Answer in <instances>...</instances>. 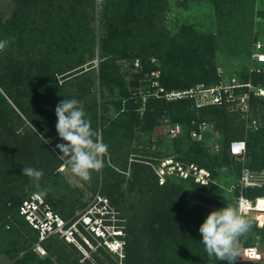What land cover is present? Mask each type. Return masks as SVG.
Listing matches in <instances>:
<instances>
[{"label":"trees","instance_id":"trees-1","mask_svg":"<svg viewBox=\"0 0 264 264\" xmlns=\"http://www.w3.org/2000/svg\"><path fill=\"white\" fill-rule=\"evenodd\" d=\"M88 1L15 0V10L12 18L5 23L0 22V39L15 38L5 51L0 52V245L3 246L4 252H6L11 261L9 264L49 263V258H45V261L41 260L36 257L35 253L29 252L27 249H21L18 243L20 240L23 242L27 240L29 245H26L30 247L31 243L38 241L37 231L19 213V207L22 202L30 199L31 195L37 192L32 181L22 174L24 167L43 170L44 175L40 180V185L42 189H47V194L42 198L47 206L48 204L50 205L48 208L52 212L63 219H67L73 212L75 203V199L67 196V192L70 191L66 185H61L62 192L60 191L59 175L57 171L55 172L54 167H50L53 164L52 158L55 159L54 154L47 150V147L34 132L30 131L33 141L31 145H28L33 148H28L20 142V136H16L14 131L11 133L13 137L10 134L9 138H15L18 142L8 145L3 142L4 137L2 134H4V131L14 129V126L20 120L16 110L35 124L34 127L38 133L43 134L44 137L48 136L46 130H53L57 122L55 115L56 105L64 100L61 92L51 89L52 86L48 88V84L50 86L52 82H56L54 71L41 70L40 62L29 63L28 66L27 63L19 66L18 54L30 44H33L37 48L36 51L44 49L45 54L47 53L46 55H57L55 61L61 60L67 63L69 61L77 64L70 69L83 65V62H81L82 54L84 50L91 51V49L90 47H85V44H88V42L86 43L88 39L87 33L80 30V25L85 20L75 21V18L77 17L76 13L82 12ZM188 1L190 0H175V3L178 6H184ZM208 1L215 13L217 12V18L220 20L231 19L232 12L236 10L235 4H240L239 0ZM165 3L166 0H105L104 16L111 21L107 24L110 32H107L106 37L99 39V52L100 57L103 59L99 65L102 85H106L109 80L113 79L110 68L114 67V59L122 58L141 59V66L144 71L150 69L159 71L160 83L166 90L186 89L197 83H203L208 86L219 81L220 78L219 76L217 77L215 68L211 64L213 56L212 34L197 36L192 26L185 23L179 25L173 33L167 30L159 21L161 13L166 7ZM244 10L245 8H242L241 12L243 13ZM148 53L159 60V66L154 67L145 64ZM208 54L209 57L206 58ZM75 55L77 56L76 58H74ZM67 56H71L70 60L66 59ZM108 56L110 58H107ZM78 62L80 63L78 64ZM60 66H62L61 62ZM131 67L133 68L132 63ZM11 69H14V75L9 71ZM234 76L242 81L251 78L254 84L264 86V66H262V70L259 73H249L248 70H245ZM67 78H69L68 80L75 79L78 81L77 88L80 89L81 95V92H86V88L88 89L85 84L89 79L88 73L82 68L75 72L73 71ZM147 81L148 79L143 84L139 83L137 87L140 88V86L147 84ZM17 85L26 86L25 88H29V90L26 93L20 92ZM92 87L94 88L95 85L93 84ZM1 91L11 103L8 100L6 101ZM39 91H43V93ZM80 94L77 95L76 99L82 101L83 96ZM33 103L38 106L39 114L37 117L32 113L34 112L32 111ZM250 103L252 109L262 108L264 107V97H251ZM83 105L87 118L91 120L92 128L101 132L103 142L108 145V152L121 148L127 141L138 138L142 134L147 132L151 134L152 130L162 123L165 127L170 124H179L182 129L176 138L171 139L176 148L175 155L170 154L154 158L155 162L151 164V169L143 165L133 166L130 178L123 185L119 182L121 180L116 176L117 172L114 169L106 163H104L102 168L109 180L102 187V191L97 192L108 200L113 209L116 208L115 210L117 211V208H119L129 220L128 243L126 244L124 239V245L126 244V264H131L132 258L134 260L135 258L138 259L131 243L133 241L136 242L139 238L137 237L136 208L132 202L128 201V199H131L129 193L136 191L141 197L146 196L148 197L147 199L152 200L150 210L154 216L157 215L159 208L161 212V208L165 205L164 202L168 199L170 200L174 193L175 187H173V183L184 180L176 177H167L160 185L153 166L157 165L160 159L173 156L177 160L193 163L210 171L212 181L205 186L191 181L184 182L206 189L207 195L202 197L203 201L205 203H214V199L211 197L213 194L219 195L218 188L222 189V187L221 182H219L221 177L212 169L211 162L216 161L220 155V161L228 164L232 157L228 153L229 141L233 137L235 139H243V136H239V134L227 136L226 131L229 122L226 116V110H228L226 105H207L195 108L193 101L189 99L167 102L163 99L152 97H149L143 104L139 97L127 95L122 101L116 103L118 107L117 114L112 118L102 116L100 125L92 105L87 106L84 103ZM231 113L235 119L242 120L238 112L232 111ZM200 121L209 123L212 126V130L203 133L201 140H196L191 137V131L194 129L191 123ZM215 132L220 133L223 138V142L217 143L219 146L218 152L212 151V143L210 144V139H214L212 135ZM147 142L152 146L150 141ZM246 146L244 157L248 160L246 167L251 170H264V162L258 165L256 163L257 155L255 154L264 149V129L258 131L256 137L253 138V142L246 140ZM211 152L218 156H211ZM29 184L31 187L26 188ZM124 184L128 185V188H124ZM232 192L235 198L239 195L238 188ZM60 193L62 194L60 195ZM242 193L249 199L262 197L264 196V187L247 188ZM160 212L158 213V218L154 221L160 223V219L163 218L164 222L162 225L166 226V230H162V232H166L172 217L169 215V209L164 213ZM197 219L202 222L200 216ZM6 226H8L9 230L4 229ZM257 232L258 235L260 233L264 235V229L262 228H258ZM160 233L161 230L156 228L152 229L151 234L157 236ZM129 238H132L131 241ZM192 238L198 239L200 236L194 231ZM53 240L57 243L60 242L56 238H48L43 241V245L47 248L55 247L56 251H53L52 254L57 261H61L60 259L67 256L59 249V243L57 245L53 244ZM187 244V250H183L184 256H186L184 258L186 263L189 260L186 254L189 249H192L190 248L192 246L190 245L191 242L187 241ZM247 246L253 245L251 243H243V248ZM95 257L98 259L96 255ZM203 257L197 252L192 264H195L197 260H201ZM177 258L180 259V255L175 257L176 260ZM71 261L73 264L76 262L75 260ZM213 261L217 264L219 263L215 259ZM197 264H200V262ZM210 264L214 263L211 262Z\"/></svg>","mask_w":264,"mask_h":264},{"label":"rangeland","instance_id":"rangeland-1","mask_svg":"<svg viewBox=\"0 0 264 264\" xmlns=\"http://www.w3.org/2000/svg\"><path fill=\"white\" fill-rule=\"evenodd\" d=\"M239 2L240 4H235L236 10L232 12L230 16L231 19L220 20L217 18V12L215 13V10L208 0H190L184 6H178L175 3V0H166V7L163 13H161L159 21L162 26L166 27V29L172 33L177 30L176 28L179 27V25L185 23L192 26L193 31L197 36L201 34H212L213 56L211 58V64L215 68L217 77L220 69L222 70V77L229 78L239 74L240 72H244L245 70L249 71L251 66V54L254 50V43L258 41L264 43V0H239ZM104 5L105 0H89L82 12L80 11L76 13L77 17L75 18V21L85 20L83 21V24L80 25V30L87 33L88 39L86 40V43L88 42V44H85V47H90L91 49V51L84 50L81 59L83 65L70 69L77 64L69 61L68 63L64 61L62 62L61 60L55 61V57L57 55H46L47 53L45 54L44 49L36 51L37 48L33 44H30L27 48L23 49L20 54H18L19 57L17 59L20 61L19 66L26 63L28 66L29 63L40 62L39 64L41 70H53L56 82H52L50 86L48 84V88L52 86L51 89L61 92L63 99H76L77 95L80 94V89L77 88L78 81L75 79L68 80L69 78H67V76L73 73V71L75 72L81 68L82 70L87 71L89 79L85 82V84L88 86V89L86 88V92L83 91L81 92L82 95H80L83 96L82 102L85 105H92L99 125L101 123L102 116L106 118L114 117L118 112L116 103L122 101V99L127 95L133 96V93L138 89V84L145 83L146 80L152 76L154 71H152V69L144 71V68L141 70L132 68L131 63L134 61L133 58L114 59V67L110 68L113 79L109 80L106 85H102L100 81L99 65L103 59L100 57L99 39L101 37H106L107 32H110V28L107 24L111 21L109 18L104 16ZM14 8L15 0H0L1 23H5L12 18L15 10ZM242 8H245L243 13L241 12ZM76 57L77 56L75 55L74 58ZM208 57L209 54L206 58ZM70 58L71 56L66 57L67 60H70ZM107 58H110V56ZM158 61L159 60H157L155 56L148 53L145 64L156 67L159 66ZM60 62L62 66H60ZM140 62H142L141 59ZM79 63L80 62H78V64ZM9 71L12 75L15 74L14 69ZM135 76L138 77L135 78ZM93 84L95 85L94 88L92 87ZM17 86L19 87L20 92L26 93L29 90V88H25L26 86ZM39 92L43 93V91ZM1 94L6 98V101L8 100V102H10L2 91ZM11 105L14 106L13 104ZM32 111H34L32 112L34 113V116L37 117L39 110L35 103H33ZM16 112L19 115L20 120L16 123L14 129L12 128L10 131H4V134H2L4 137L3 142L5 145L18 142L15 138H9V135L14 131L16 136H20V142L30 148L31 146L28 145H31L33 141L30 131L34 132L39 138L40 135L35 130L36 128L33 127L35 124L32 121L26 118L18 110H16ZM231 112L232 111H230L229 108L226 110V116L229 122L228 129L226 131L227 136H234L233 134L236 136V134H239V136H243L244 139L253 142V138L256 137L258 131L260 129H264V107L252 109L249 114V117L252 118L253 116L257 120L256 126H247V123L243 121L244 119L241 121L237 118L235 119ZM209 131H211V129H209ZM46 132L48 136L45 138H51V143L44 145L47 147L48 151L54 154L55 159L52 158L53 164L50 165V167H54L55 172L57 171L59 175L58 181L60 191L62 192L61 185H66L67 189L70 191L67 192V196L75 199V203L73 205L74 210L71 215H69V218H73L89 203L95 192L102 191V187L105 186L106 181L109 179L104 171L100 169L99 171L92 172L90 182L80 181L78 177H75L69 171L66 160H62L57 157L60 153L58 149H55V145L57 143H63V141L59 139L56 128L53 130H46ZM212 136L211 137L214 139H210V144L213 141L216 143H220L221 141L223 142V138L220 133L215 132ZM204 138L207 139L206 137ZM233 139H235V137H233ZM147 141H150L152 146H150ZM175 150L176 148L174 142L167 136L165 126L162 123L161 125L155 127L151 134L148 132L142 134L138 138L127 141V143H125L121 148H116L111 150V152H108L105 157V163L117 172L116 176H118V179L121 180L119 182L123 185V183L130 178L133 166L143 165L151 169V164L155 162L154 158L170 154L175 155ZM255 154L257 155L256 163L260 165L261 162H264V149H261ZM211 156L218 155L211 152ZM220 159V155L217 157L216 161L211 162L210 159L212 169L221 177L219 182H221L222 187V189L218 188L219 195H212L211 198L214 199V203H205L203 201L202 197L207 195L206 189L192 186L188 182L176 181L173 183V187H175V189L171 199L166 200L164 202V207L161 208V212L159 208L157 215L154 216L150 210L152 200L147 199L148 197L146 196L141 197L136 191L131 192V194L129 193L131 199H128V201L132 202L136 208L135 217L137 218L136 226L138 227L137 237L139 238L136 242L133 241L131 243L136 251L135 256L139 260L136 258L134 260L132 258L131 264H185L186 261L184 258L186 256H184L183 250H187V241L191 242L190 245L192 246H190V248L193 250L189 249L187 252L186 255L189 260L186 264H192L197 252L204 257L201 260H197L195 264L198 262H200V264H210L211 262L217 264L213 260L209 261L207 257L203 244L200 242L202 237L199 233V226L209 212L218 210L225 206H235L234 193L229 192L228 189H231L235 184L236 178L234 175H236L242 167H246L248 162L246 158L238 159L231 157L230 162L226 164L222 163ZM55 165L57 166L56 168ZM29 187H31L30 184L26 186V188ZM123 187L128 188V185L126 186V184H124ZM61 194L62 193H60V195ZM48 206L50 205L48 204ZM168 209L169 215L172 217V224H169L166 232H162V230H166V226L162 225L164 219L161 218L160 223L154 220L158 218L159 212L164 213L165 211H168ZM199 216L202 219V222L198 221L197 218H199ZM245 216L252 221V228L244 237L241 238V248L237 264H253L252 262H243L240 260L242 258L241 252L243 249V243H251V245L256 246L262 253V259L256 261L257 263L255 262L254 264H264V235H262V233L258 235L257 232V229L261 228L264 218H262L261 214L257 212H251ZM114 224L123 232L122 236L118 237L123 240L125 239L127 244V231L130 223L127 216L121 212L119 208H117V211L115 210ZM156 228L161 230V233L157 236H153L151 234L152 229ZM4 229L9 230L8 226L4 227ZM194 231L197 232L200 238H192ZM131 239L132 238H129L130 241ZM91 242L95 243V240L91 239ZM18 243L20 244L21 249H27L29 252L35 253L36 257L41 260L49 258L48 264H73L71 260L76 261L74 264H126V244L124 245L123 252L120 255L108 254L106 251L99 248L100 253H90L89 258H86L84 255L80 254L76 248L74 249L72 246L68 247L62 242H58V244L53 240V244H58L59 249H61L67 256L60 259L61 261H57L52 254L53 251H56L55 247L47 248L42 242L41 246L45 250V254L40 256L34 250L36 244L35 241L30 244V247H27V245H29L27 240L25 242L20 240ZM177 255H180V259L177 258L176 260L175 257ZM10 262L11 261L6 252H4L3 246L0 245V264H9ZM218 264H227V262L219 261Z\"/></svg>","mask_w":264,"mask_h":264},{"label":"built area","instance_id":"built-area-1","mask_svg":"<svg viewBox=\"0 0 264 264\" xmlns=\"http://www.w3.org/2000/svg\"><path fill=\"white\" fill-rule=\"evenodd\" d=\"M251 66L249 73H259L264 66V43H254V50L251 54ZM133 68L141 70V62L134 59ZM159 71H153L148 78V83L138 88L133 97H139L144 104L149 98L163 99L167 102H174L189 99L194 103L195 108L207 105H226L230 111H236L239 117L247 123V126H256L257 120L252 116L250 103L251 97H264V86L254 84L251 78L242 81L235 76L229 78L222 77V70L219 69V81L216 84L206 86L197 83L189 88L181 90H166L160 83ZM194 129L191 131L193 139L201 140L203 133L212 130V126L205 122H192ZM196 128V129H195ZM169 138H176L182 131L179 124H170L166 128ZM211 149L219 151L216 142H212ZM246 140L232 139L229 141L228 153L238 159H244L246 153ZM154 173L158 178V184H162L167 177H176L184 181L193 182L201 186L211 182L210 171L193 163L182 162L173 156L160 159L159 163L153 166ZM236 179L234 186L229 190L232 192L239 189V195L235 198V206L239 205L243 214L251 212L264 214V196L252 199L246 198L242 191L247 188L264 187V170H251L242 167L234 176ZM19 213L28 224L37 231L38 241L35 244V252L42 256L45 250L41 243L48 238H56L65 245L76 248L82 255L89 258L90 253L98 254L99 248L108 254H118L123 252L124 240L123 232L114 224L115 210L110 206L108 200L95 193L89 203L75 217L63 219L52 212L45 204L44 199L39 195H31L19 207ZM88 235V236H87ZM95 240V243L91 242ZM243 262H256L262 259V253L256 246H247L241 252Z\"/></svg>","mask_w":264,"mask_h":264},{"label":"clouds","instance_id":"clouds-1","mask_svg":"<svg viewBox=\"0 0 264 264\" xmlns=\"http://www.w3.org/2000/svg\"><path fill=\"white\" fill-rule=\"evenodd\" d=\"M14 39H0V52L5 51ZM55 115L56 132L63 141L55 145V149L60 153L57 157L66 160L69 171L80 181L90 182L92 172L104 167L108 145L103 142L101 132L92 128L82 101L65 98L56 105ZM38 134L44 144L51 143V138L46 139L43 134ZM22 174L27 176L37 189L34 195L43 197L47 194V189H42L40 185L43 170L24 167ZM251 228L252 221L243 214L239 205L225 206L209 212L199 226L202 237L200 242L209 261L215 259L227 264H237L241 238Z\"/></svg>","mask_w":264,"mask_h":264},{"label":"crops","instance_id":"crops-1","mask_svg":"<svg viewBox=\"0 0 264 264\" xmlns=\"http://www.w3.org/2000/svg\"><path fill=\"white\" fill-rule=\"evenodd\" d=\"M143 86V85H142ZM141 87V86H140ZM166 128H167V126L165 127V130H166ZM166 134H167V131H166ZM167 136H168V134H167ZM169 137V136H168ZM171 139V138H170ZM174 139V138H173ZM253 264L255 263V262H252ZM257 263V262H256Z\"/></svg>","mask_w":264,"mask_h":264},{"label":"water","instance_id":"water-1","mask_svg":"<svg viewBox=\"0 0 264 264\" xmlns=\"http://www.w3.org/2000/svg\"><path fill=\"white\" fill-rule=\"evenodd\" d=\"M261 228L264 229V221H262Z\"/></svg>","mask_w":264,"mask_h":264},{"label":"bare ground","instance_id":"bare-ground-1","mask_svg":"<svg viewBox=\"0 0 264 264\" xmlns=\"http://www.w3.org/2000/svg\"><path fill=\"white\" fill-rule=\"evenodd\" d=\"M262 218H264V214H261Z\"/></svg>","mask_w":264,"mask_h":264}]
</instances>
